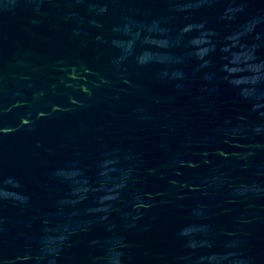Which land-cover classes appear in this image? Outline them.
Returning a JSON list of instances; mask_svg holds the SVG:
<instances>
[{"label": "water", "instance_id": "obj_1", "mask_svg": "<svg viewBox=\"0 0 264 264\" xmlns=\"http://www.w3.org/2000/svg\"><path fill=\"white\" fill-rule=\"evenodd\" d=\"M0 264H264V0H0Z\"/></svg>", "mask_w": 264, "mask_h": 264}]
</instances>
